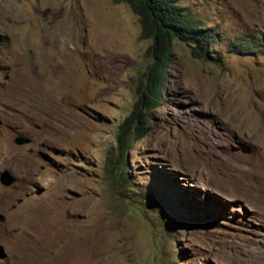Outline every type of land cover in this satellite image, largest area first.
I'll list each match as a JSON object with an SVG mask.
<instances>
[{
  "label": "rangeland",
  "instance_id": "obj_1",
  "mask_svg": "<svg viewBox=\"0 0 264 264\" xmlns=\"http://www.w3.org/2000/svg\"><path fill=\"white\" fill-rule=\"evenodd\" d=\"M176 2L207 54L173 40L148 128L119 150L150 63L136 14L0 0V264H264V0Z\"/></svg>",
  "mask_w": 264,
  "mask_h": 264
},
{
  "label": "trees",
  "instance_id": "obj_2",
  "mask_svg": "<svg viewBox=\"0 0 264 264\" xmlns=\"http://www.w3.org/2000/svg\"><path fill=\"white\" fill-rule=\"evenodd\" d=\"M126 3L136 14L139 23V36L149 38L145 53L150 63L137 76L131 108L125 114L116 130L117 147L125 145V135L134 133L141 137L147 130L145 109L159 101L163 70L170 59V48L174 39L191 43L196 56H205L208 51L211 33L186 17L176 0H113ZM252 42V41H251ZM256 43H253V45ZM122 153L117 160L122 161Z\"/></svg>",
  "mask_w": 264,
  "mask_h": 264
},
{
  "label": "bare ground",
  "instance_id": "obj_3",
  "mask_svg": "<svg viewBox=\"0 0 264 264\" xmlns=\"http://www.w3.org/2000/svg\"><path fill=\"white\" fill-rule=\"evenodd\" d=\"M52 110V109H51ZM56 112V111H55ZM60 112V111H59ZM42 113V112H41ZM47 113V112H46ZM57 113V112H56ZM49 114V113H48ZM38 115V114H37ZM55 115V114H54ZM60 115H61V113H60ZM51 116V115H50ZM35 117V119H36V121H38V122H40L41 124L42 123H44L43 121H47L48 120V116L47 115H43V114H41V115H39V116H34ZM42 119V120H41ZM59 121V120H58ZM61 131V130H60ZM29 160V159H28ZM29 164V163H28ZM16 220V219H15ZM34 220V219H33ZM36 220V219H35ZM38 220V219H37ZM35 224H36V226H37V223L35 222ZM34 225V224H33ZM40 226H37V227H42L41 228V230H42V232L41 231H39V228L36 230V231H38L39 233H42V235H40V236H43V237H50V236H52V232H53V230H51V229H49V228H47V226H45V224H43V223H40L39 224ZM36 229V228H35ZM52 231V232H51ZM52 233V234H51ZM59 234V233H58ZM38 235V234H37ZM60 235V234H59ZM36 237V236H35ZM42 237V238H43ZM54 237H52V239H53ZM44 239H46V238H44ZM54 240V239H53ZM55 242V241H54ZM47 243V242H46ZM52 243V242H51ZM57 244V243H56ZM53 246H54V244H52ZM50 246V245H49ZM48 248V247H47ZM50 248V247H49ZM54 248V247H53ZM66 248V247H65ZM68 249V248H67ZM72 249H73V251H71V253L68 255V259L67 260H65L66 262H68V261H70L69 259H73V258H76V244H73L72 245ZM62 250V249H61ZM66 254H67V251H66ZM50 255V254H49ZM66 257V256H65ZM59 261V260H58ZM61 264H62V262H61ZM64 264V263H63ZM70 264V263H69Z\"/></svg>",
  "mask_w": 264,
  "mask_h": 264
},
{
  "label": "water",
  "instance_id": "obj_4",
  "mask_svg": "<svg viewBox=\"0 0 264 264\" xmlns=\"http://www.w3.org/2000/svg\"><path fill=\"white\" fill-rule=\"evenodd\" d=\"M16 143H24L29 140L27 136L17 135L13 139ZM13 181V176L6 170L0 171V182L4 185H8Z\"/></svg>",
  "mask_w": 264,
  "mask_h": 264
}]
</instances>
